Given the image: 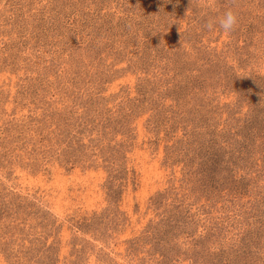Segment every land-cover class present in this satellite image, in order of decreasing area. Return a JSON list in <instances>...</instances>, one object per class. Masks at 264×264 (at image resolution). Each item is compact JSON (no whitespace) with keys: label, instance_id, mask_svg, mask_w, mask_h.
Wrapping results in <instances>:
<instances>
[{"label":"rangeland","instance_id":"1","mask_svg":"<svg viewBox=\"0 0 264 264\" xmlns=\"http://www.w3.org/2000/svg\"><path fill=\"white\" fill-rule=\"evenodd\" d=\"M0 264H264V0H0Z\"/></svg>","mask_w":264,"mask_h":264}]
</instances>
